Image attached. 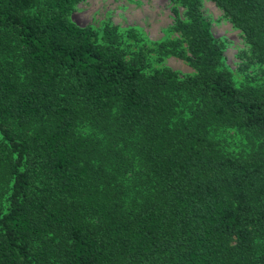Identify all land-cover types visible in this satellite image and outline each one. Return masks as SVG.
I'll return each mask as SVG.
<instances>
[{
  "label": "trees",
  "instance_id": "16d2710c",
  "mask_svg": "<svg viewBox=\"0 0 264 264\" xmlns=\"http://www.w3.org/2000/svg\"><path fill=\"white\" fill-rule=\"evenodd\" d=\"M79 1L0 0V264H264V0H207L237 74L205 0L157 40Z\"/></svg>",
  "mask_w": 264,
  "mask_h": 264
},
{
  "label": "rangeland",
  "instance_id": "374dc122",
  "mask_svg": "<svg viewBox=\"0 0 264 264\" xmlns=\"http://www.w3.org/2000/svg\"><path fill=\"white\" fill-rule=\"evenodd\" d=\"M171 6L169 0H81L75 5L70 19L79 26H98L103 21L121 27L135 26L148 39L157 40L170 29ZM201 9L213 37L223 44L224 63L233 73H239L245 49L241 34L212 2L203 1ZM163 63L181 74L192 72L189 64L177 57L168 56Z\"/></svg>",
  "mask_w": 264,
  "mask_h": 264
}]
</instances>
